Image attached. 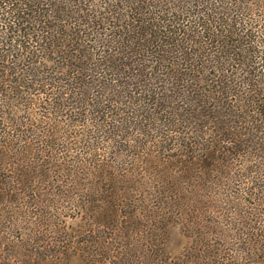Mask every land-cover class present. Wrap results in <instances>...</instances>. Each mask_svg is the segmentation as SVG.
<instances>
[{"label": "trees", "instance_id": "trees-1", "mask_svg": "<svg viewBox=\"0 0 264 264\" xmlns=\"http://www.w3.org/2000/svg\"><path fill=\"white\" fill-rule=\"evenodd\" d=\"M183 1L191 4L192 0ZM203 3L202 0H199V4ZM199 4L195 8L196 10L192 8L193 14L191 11L184 12L189 13L190 18H181L180 15L175 18L176 15L168 8L169 14L166 15L171 13L173 16H168L164 19L165 21L153 25L152 16H147L149 15L148 10L150 5L154 8L157 6L150 3L149 0H120V2L117 0V3H106L108 11L112 14L115 12L119 14V12L122 13L123 8H126L125 10L133 12V16L128 12L121 16L130 17L134 22L125 20V23L114 24L108 33L102 31L104 27L101 26V23H97L89 27L87 34H83V51L86 50L84 43L87 40L99 41L100 44L96 43L98 47L91 48L94 53L90 55H103L101 57L104 61L102 60L96 68L94 66V70L96 72L110 71V80L119 83H114V86L117 85L120 89L116 90L115 88V91L108 93L117 95L118 99L122 101L121 105L120 101H116L119 104L116 105V108H111L112 111L99 106L103 113L92 118L94 123H88L87 127L91 126L92 130L89 131V138L83 140V146L89 149V152L92 149L90 156H94V158H88L92 160L103 156V154L95 152L99 148L98 136L95 133L102 130L103 127L108 128L107 125L114 126L125 122L127 129L131 128L129 132L123 126L122 130L118 132L114 129L112 131L114 141L117 142L114 145L116 149L113 151L114 154H120L127 148L137 150V154H142L141 162H146L149 164V169H152L149 172L147 168L145 169L147 175L143 173V169L135 170V167L131 169L124 167L123 162L118 166L114 162L105 166L108 161H103L102 165L90 163L92 166L90 172H98L93 177L96 183L101 182L103 185L108 182L107 186L110 190L103 193L98 186L91 183L96 198H91L88 194V204L83 205L84 213L87 214V218L83 219L82 242L85 264H254L256 262L264 264V184L260 189L257 187L258 191H261L254 195L257 200H248L242 205H230L225 209L227 213L219 209L216 201L212 199L213 193L211 195L202 194L195 203L189 195L185 204L180 202V210L176 211L178 203L174 187L165 185L166 182L152 177L153 170H155L153 167H159L162 170L165 166L167 170L172 169V171L181 169L185 183H190L192 178L199 174L198 171L201 173L198 175L199 178L209 176L213 181L214 175L209 169L212 165H217L222 170L228 164L230 167L232 154L237 155L241 150H244L240 145L247 148L251 144L249 143L251 140H242V133L239 134L231 130L235 126L238 127L240 121L237 118L240 116L232 112L229 113V116H234L235 119L228 120L229 116L224 111V109H231L229 102L236 101V98L242 102L248 112L254 114L253 133L263 134L260 128L264 122V74L259 72L258 68L264 66V31H251L247 25L252 27L253 23L255 26L264 23V18L260 17L252 23L250 18L238 20L230 15L231 22H228L226 9H220L217 6H207L201 9ZM68 5V0H0V23L7 31V37L4 38L14 39L13 46H19L16 49L8 47L6 52L1 49L0 58L4 60L7 57L6 60H8L12 57L11 61L19 64V62L28 60L30 56H36L37 51H44L46 54L56 52L52 47V42L58 34L50 33L51 25L47 18L53 15L52 17H56L59 21L66 20L70 17ZM178 9L176 7V10ZM248 10L253 11L258 8H249ZM162 12L160 7L158 13L155 12V15L159 14L158 19H161ZM121 16L116 19L121 20ZM242 23L245 28L248 27L247 30H243V28L234 30L235 24ZM119 25L126 26L128 30L119 32L121 27ZM153 26L168 27V30L162 33L166 37L164 45H179L184 51L186 60H195L194 56L201 59V57H206L205 54L211 53L210 63H206L207 61L204 60L196 68L198 70L201 67L204 71V69L212 67L218 73L213 79H215L216 87L219 90H207L205 84L208 83L204 82V78H200L199 75L194 77L196 72H200L196 68L190 67L188 72H184L180 68L181 72L174 75H172L173 73L171 75L163 73L161 70L165 68H159L163 59L154 56V53L158 54L163 51L156 43L161 34H159V30L157 33H153ZM59 28L58 33L61 36ZM103 33L109 36L108 40H101L100 36ZM68 36H70V39L67 38L68 40L80 45L77 36H75L77 39L70 33ZM234 37H240V39H234ZM151 39L156 45V49L150 47ZM185 41L191 42V45L187 44L186 46ZM27 42L39 49L37 51L35 49L27 50L24 46ZM105 43L116 44V50L113 48V51H110L109 45ZM63 44L70 48L65 51L67 59L73 60L74 52L82 51L80 46H71L66 42ZM210 44L214 45L212 51L209 49ZM7 45L10 46L8 43ZM192 46H200V49L192 50ZM101 48L106 49L101 51ZM206 51L207 53H205ZM44 58L46 61H52L48 54ZM30 62L33 66L38 63L35 60ZM11 68L10 65L6 66L5 70L8 71V75L16 72H10ZM88 68L93 70L91 67ZM232 68H235L236 73L230 74ZM29 70L50 75V71L41 68V66H37V68L34 66ZM135 71L141 73L136 74ZM211 71L209 70V73ZM155 72L158 74H154ZM242 72L243 76H241ZM129 73L135 75V78L145 75V80H149V84L160 81L162 86L153 90L152 87L141 85L142 89L138 92L135 91V88L129 91L126 88L127 85L123 84L124 82H118L119 76L126 74L130 77ZM28 74L32 75L29 72ZM89 75L92 76L93 71H90ZM48 78L49 76L43 79L45 85H53L54 83L48 82ZM83 81L89 83L90 79ZM96 81L98 86L111 90V83L99 78ZM184 81L193 83L187 85ZM5 82L7 81L5 80ZM11 82L14 85L7 89L20 97H23L21 96L23 87L36 84V82L21 84L22 82L20 83L18 78ZM177 86L179 87L177 88ZM197 86L198 88H196ZM172 89L173 91H171ZM108 93H105L104 96H109ZM224 94H226L225 97ZM26 98L28 97H24V100ZM231 98L232 100L229 101ZM214 99L220 104L224 103L221 107L224 113L215 108L216 106L212 103ZM97 103L101 102L97 100ZM92 105L97 107L96 103ZM107 117L114 120L111 122ZM201 119L205 123H200ZM223 122L232 123L233 128L224 126ZM197 127H203V129ZM108 129L110 130V128ZM125 133L129 135H123ZM260 139H264V134L260 135ZM228 143L234 145L229 147ZM173 147H176L174 152L170 151ZM144 148L148 155L146 158L145 153L140 151ZM48 162L55 164L52 160ZM198 165L201 167L198 168ZM46 169L50 175L49 169ZM216 170L219 169L213 168L214 172ZM41 172L42 169H40ZM25 177L26 175L19 182L24 195L30 192V188L24 185L28 184L30 180H26ZM2 179L4 178L0 174V182ZM2 189L3 187L0 186L1 191ZM137 195L142 198L135 201ZM196 195H201L200 190H196ZM116 196H120V198L116 199ZM125 196H127V200L123 201ZM219 214L227 216L226 220L218 219L222 217ZM226 227H230L232 236L223 232ZM175 233H179L177 237ZM1 244L0 240V250ZM63 245L65 249L71 248L67 240L63 241ZM175 245H180V248L173 250ZM15 255H18V259H21L23 264H60L58 251L55 254H49L44 251H23L22 249L20 255Z\"/></svg>", "mask_w": 264, "mask_h": 264}, {"label": "rangeland", "instance_id": "rangeland-1", "mask_svg": "<svg viewBox=\"0 0 264 264\" xmlns=\"http://www.w3.org/2000/svg\"><path fill=\"white\" fill-rule=\"evenodd\" d=\"M68 2V9L70 10L68 15H70V17L61 21L57 20L56 17H52L53 15L47 18L51 25L49 28L50 33L55 35L58 34L55 36L54 42H52V47L56 52L47 53L52 61L44 60V56L47 54L44 51L38 52L37 49L39 48H36V46L33 47V44L29 42L25 43L24 46L27 50L35 49L37 51L36 56H30L28 60L19 62V64L12 62V57L8 58V60H6L7 57L5 56L4 60L0 58V76H2L0 77L2 78L0 79V174H2L4 178L0 182V186L3 187L2 191L0 190V240L2 242L0 264H23L22 260L18 259V255H15H20V250L22 249L23 251H44L49 254H55V252L58 251L60 264H85L83 260L82 242L83 219L87 218V214L86 212L84 213L83 205L88 204V194L91 198H96L91 183L98 186L99 190L103 193H107L110 190L107 186L108 182H105L103 185L101 182L96 183L93 177H95L98 172H90V168L92 167L90 163L102 165L101 163L103 161H108L105 166H108L110 162H114L118 166L123 162L124 167L129 169L135 167V170L143 169V173L145 174H147L146 168L148 172L152 170L151 168L149 169V164L141 162L142 154H137V150L135 151L134 149L127 148V150L122 151L120 154H114L113 151L116 150L114 145H116L117 142L114 141L112 131L114 129L118 132L124 127L127 132H129L131 128L128 130L125 122L114 126L107 125L110 130L105 127H103L102 130H96L98 131L95 134L98 136L99 148L96 149L95 152L103 154V156L98 159L90 160L89 158H94V156H90L92 149H90L89 152V149L83 146V140L89 138V131L92 130L91 126L87 127L89 126L88 123H94L92 118H96V115L99 116L103 113L99 106L112 111L111 108H116V105L119 104L116 101H120V105L122 102L121 99H118L117 95L108 93L115 91V88L116 90L120 89L117 85L116 87L114 86V83H119L110 80V71L100 70L96 72L94 70V66L96 68L102 60L104 61L101 57L103 55H90L94 53L91 48L98 47L97 44H100L99 41L94 40L91 42L87 40L86 43H84L86 45V50L83 51V34H87L89 27L97 23H101V26L104 27L102 31L108 33L111 31L114 24L117 25L118 23L121 24L132 20L130 17L121 16V14H126V12H128L129 15L133 16V12L123 8L122 13H110L106 8V3H117V0H68ZM118 2H120V0H118ZM149 2L157 6L156 9L150 5L149 10L147 9L149 12L147 16H152L153 25L165 21L164 19L168 18V16H173L171 13L168 16L166 15L169 14L167 12L168 8L176 15L175 18L179 17V15L181 18H190L191 15L184 12L191 11L193 14V9L199 4V0H192L191 4L183 0H149ZM202 2L204 3L199 4L202 7L201 9L207 6H217L220 9H226L228 11V22H231L230 15L238 20H242V18L248 20L250 18L252 23L260 17L264 18V0H202ZM159 7L161 11H163L161 19L157 18L159 14L155 15V12L158 13ZM176 7L179 9L176 10ZM249 8H258V10L249 11ZM64 15L66 17L65 13ZM60 16H63V14H60ZM120 16L122 18L118 21L116 17ZM1 24L2 23H0V50L4 49V52H6L8 47L12 49L18 48L19 46H13V44H15L14 39L10 38L7 40L4 38L7 37V31ZM235 26L234 30H239V28L247 30L246 28L249 27L251 28L249 30L254 32L260 30L264 31V23H259L256 26L253 23L252 27L247 25L248 27L246 28L243 23L240 25L235 24ZM58 27H60L59 32L61 36L58 33ZM152 29L153 33H157L159 30V34H161V37L158 38L156 43L160 45L163 51L158 54L154 53V56L163 59L159 67L160 69L165 68L161 70L163 73L167 75L173 73L172 75H174L181 72L180 68H182V71L188 72L190 67L196 68V66L201 65L204 60L207 61L206 63H210L209 59L211 58V53L205 54L206 57H201V59L194 56L196 59H191V61H189L188 59H184L186 58L184 56V51L179 45L173 44L171 46H165L166 37L162 33L167 31L168 27L153 26ZM171 29H174V27H171ZM126 30H128L126 26H121L119 28V32H126ZM69 33L74 38L75 36L78 37V43H80V45H77L75 42L72 43L71 40L67 39H70V36H68ZM177 36L180 40L179 35ZM100 38L101 40H108L109 36L103 33ZM234 39H240V37H234ZM64 42H66V44H71V46H80L82 51L74 52L73 60L67 59L65 51L70 48L68 45L65 47L63 44ZM7 43L10 44V46L7 45ZM150 43L151 48H157L156 45L153 44L152 39ZM105 44L109 45L110 51H113V48L115 49L116 44ZM187 44L191 45V42H186L185 45L187 46ZM191 48L192 50L194 48L199 50L200 46H192ZM213 48L214 45L210 44L209 49L212 51ZM103 49L106 48H101V51ZM210 50H208V52H211ZM260 50L262 49L260 48ZM1 53L2 51H0V54ZM205 53H207V51ZM191 56L193 55L191 54ZM96 57H98V59H96ZM32 60L38 62L34 65L36 68L37 66H41V68L50 71V75H45L41 72L35 73L29 70L31 67H34L32 62H30ZM23 64L27 66L24 67ZM7 65L12 67L10 72H16L12 75H8V71L5 70ZM88 67H91L93 70H90ZM263 67H259L258 71L264 74ZM232 69V71L230 70V74L236 73L235 68ZM198 70H200V72H196L194 77L199 75L200 78H204V82L208 83L205 84L207 90H219V88L216 87L217 83L215 79H213L218 73H216L212 67L204 69V71L200 67ZM209 70L212 71L209 73ZM90 71H93L92 76L89 75ZM28 72L32 75H29ZM135 73L138 74L141 72L135 71ZM154 74H158V72ZM128 75L130 77L126 74L121 77H112H118V82H124L123 84L127 85L126 88L129 89V91L135 88V91L138 92L142 89L141 85L152 87L153 90L156 88L159 89L162 86L160 81L149 84V80H145V75H139L136 78L134 77L135 75L133 76L130 73ZM47 76H49L48 82H52L55 85H45V80L43 79L47 78ZM241 76H243V72ZM17 78L20 83L22 82L21 84H23V82L27 84L36 82V84L23 87L21 93L23 97H20L7 89L14 85L11 80L14 81ZM97 78L102 81L105 80L109 82V84L111 83V90L109 91L107 88H103V86H98L96 81ZM87 79H90L89 83L83 81ZM5 80L7 82H5ZM185 82L187 85L193 83L192 81H184V83ZM178 87L179 86H177V88ZM196 88H198V86ZM171 91H173V89ZM105 93H108L109 96L113 95V97L109 98V96H104ZM225 96L226 94H224V97ZM24 97H28L26 98L27 100H24ZM46 99L47 101H44ZM97 100L101 103H97ZM231 100L232 98L229 101ZM95 103L97 107L92 105ZM212 103L218 110L223 113L224 111L227 112V116L232 112L240 116V118H237L240 121L238 127L235 126L234 129L231 130L239 134L242 133V140H251V142H249L251 144L247 148L244 145H240L244 150H241L240 154H232L230 167L228 164L223 168L224 170H222L220 167H217V165H212L209 169L212 170L214 175L213 181H211L212 177L210 178L209 176L199 178L198 175L201 173L198 171L199 174H196L190 183H185V178L182 177L183 171L181 169H174V171H172V169L167 170L164 166L162 169L164 171H162L159 167H153L156 171L153 170L154 175H152V177L166 182L165 185L174 187V193L178 203L176 211L180 210V202L185 204L189 199V195H191L190 199L195 203L202 194L207 193L211 195L213 193L212 199L216 201L220 210L227 213L225 209L230 207V205H242L248 200L255 201V193L261 192L260 190L258 191L257 187L260 189L264 184V139H260V135L264 134V122L263 126L260 128L263 134H254L252 131V126L255 125V123L253 124L254 114L253 112H248L242 105V102L238 101L237 98L236 101L229 102V104H231V109H224V111L221 108L222 105H224L223 102L220 104L214 99ZM107 119L111 122L114 120L108 117ZM227 119L234 120L235 117L229 116ZM104 121L107 122L106 120ZM200 123H205V121L201 119ZM223 124L228 128H231L233 125L230 122H227V124L223 122ZM92 128L95 129L93 126ZM197 128L203 129V127ZM136 134L138 135V133ZM123 135L128 136L129 134L125 133ZM141 140L145 141L144 139ZM130 143L133 144V142ZM233 145L232 143L227 144L229 147ZM145 150V148L140 149L142 153H145ZM170 151H176V147H173ZM144 156L146 158L148 155L145 153ZM45 160H52L55 164H49V162ZM83 160H85V162H83ZM179 164L182 165L181 163ZM200 167L201 165H198V168ZM215 167L219 170L214 172L213 168ZM46 168L49 169L51 176L47 173ZM40 169H42L41 173ZM25 175V179L30 180L28 184H24L30 188V192L25 193L26 195H24L20 189L19 183L21 178ZM51 177L53 178L52 180ZM18 186L19 188H17ZM196 190H200V196L196 195ZM126 197L127 196L122 200L126 201ZM115 198L118 199L120 196H116ZM140 198H142V196L137 195L135 201H138ZM219 215L222 216V214ZM230 215H232V213ZM226 218L227 216H222L218 219L226 220ZM223 232L227 235L229 233L232 236L230 227H226ZM144 233L146 232L144 231ZM178 234L175 233V236L177 237ZM64 240L70 243V249H65L63 245ZM21 245L22 247H20ZM179 248L180 245L173 246V250H178ZM254 264L263 263L256 262Z\"/></svg>", "mask_w": 264, "mask_h": 264}]
</instances>
